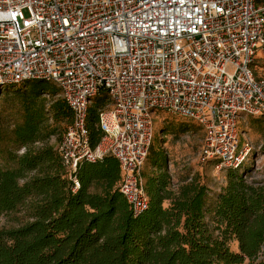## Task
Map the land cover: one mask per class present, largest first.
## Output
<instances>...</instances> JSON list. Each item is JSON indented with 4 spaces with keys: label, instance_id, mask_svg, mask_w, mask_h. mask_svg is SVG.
<instances>
[{
    "label": "built area",
    "instance_id": "built-area-1",
    "mask_svg": "<svg viewBox=\"0 0 264 264\" xmlns=\"http://www.w3.org/2000/svg\"><path fill=\"white\" fill-rule=\"evenodd\" d=\"M36 79L72 112L57 149L73 191L82 162L112 155L139 215L158 111L202 127L203 163L237 169L249 157L240 123L264 113V0H0V93ZM102 91L93 145L87 120Z\"/></svg>",
    "mask_w": 264,
    "mask_h": 264
},
{
    "label": "trees",
    "instance_id": "trees-1",
    "mask_svg": "<svg viewBox=\"0 0 264 264\" xmlns=\"http://www.w3.org/2000/svg\"><path fill=\"white\" fill-rule=\"evenodd\" d=\"M14 91L24 117L10 130L0 127V217L29 202L32 219L18 227L0 226V264H264L259 257L264 186L239 173L246 160L227 169L228 183L218 196L211 229L208 186L194 177L174 190L166 154L151 146L148 157L158 172L144 173L149 206L135 215L120 191L121 168L112 155L82 162L75 174L80 188L73 191L57 149L62 136L55 146L49 143L56 130L48 110L57 122H72L62 97L54 98L49 108L43 98L59 94L58 87L36 79ZM99 95L108 99L105 91ZM102 106L95 99L89 109L93 145L102 135L97 127ZM37 142L41 146H33ZM19 147H24L21 154ZM261 149L264 153V144ZM234 240L238 250L231 248Z\"/></svg>",
    "mask_w": 264,
    "mask_h": 264
},
{
    "label": "rangeland",
    "instance_id": "rangeland-1",
    "mask_svg": "<svg viewBox=\"0 0 264 264\" xmlns=\"http://www.w3.org/2000/svg\"><path fill=\"white\" fill-rule=\"evenodd\" d=\"M22 86L23 83L9 86L0 93V127L10 130L16 124L22 122L24 117L22 102L14 91L15 88ZM56 97H60V95L44 94L43 98L46 100L48 108L51 101ZM96 99L103 106L109 105V100H106L103 96L98 95ZM47 113L49 123L56 130V133L50 136L49 143L55 146L58 139L63 135L67 123L66 120L57 122L51 117L49 110ZM240 133L242 142L247 141L251 144V151L249 157L246 158L245 167L239 173L243 176L246 173V177H244L246 181L257 182L264 186V153L261 149L264 144V115L244 116L240 123ZM203 140L204 131L196 122L164 111L156 113L155 137L152 146L156 150L164 151L166 154L167 163L165 167L172 176V183L177 182V180L181 182L196 177L208 186L209 198L206 219L210 228L213 229L216 225L214 222V209L218 202L219 194L228 183L230 170L226 168L217 170L213 163L206 164L200 160ZM33 146L39 147L41 143L37 142ZM23 150L24 147H19L17 153L21 154ZM1 162L4 165L9 163L5 157H2ZM156 172L158 170L152 166L148 157L141 170L144 183V173L151 174ZM165 205L167 206L168 202ZM31 219V208L29 202H27L16 211L2 214L0 226L5 228L18 227ZM230 245L232 249L238 250L236 240L231 241ZM259 257L264 258V248Z\"/></svg>",
    "mask_w": 264,
    "mask_h": 264
},
{
    "label": "crops",
    "instance_id": "crops-1",
    "mask_svg": "<svg viewBox=\"0 0 264 264\" xmlns=\"http://www.w3.org/2000/svg\"><path fill=\"white\" fill-rule=\"evenodd\" d=\"M184 181L179 182V180H177V182L173 183V189L176 190L179 188V186L183 183Z\"/></svg>",
    "mask_w": 264,
    "mask_h": 264
}]
</instances>
